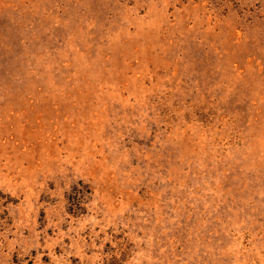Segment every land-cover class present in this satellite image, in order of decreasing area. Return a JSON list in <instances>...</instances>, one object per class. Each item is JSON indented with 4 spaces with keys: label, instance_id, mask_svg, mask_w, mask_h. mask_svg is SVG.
Masks as SVG:
<instances>
[{
    "label": "rangeland",
    "instance_id": "1",
    "mask_svg": "<svg viewBox=\"0 0 264 264\" xmlns=\"http://www.w3.org/2000/svg\"><path fill=\"white\" fill-rule=\"evenodd\" d=\"M0 264H264V0H0Z\"/></svg>",
    "mask_w": 264,
    "mask_h": 264
}]
</instances>
